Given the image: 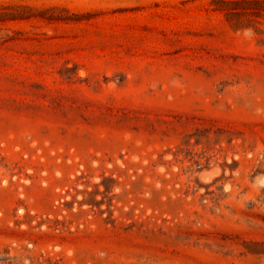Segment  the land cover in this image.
<instances>
[{"label":"rangeland","instance_id":"1","mask_svg":"<svg viewBox=\"0 0 264 264\" xmlns=\"http://www.w3.org/2000/svg\"><path fill=\"white\" fill-rule=\"evenodd\" d=\"M0 264H264V0H0Z\"/></svg>","mask_w":264,"mask_h":264},{"label":"bare ground","instance_id":"2","mask_svg":"<svg viewBox=\"0 0 264 264\" xmlns=\"http://www.w3.org/2000/svg\"><path fill=\"white\" fill-rule=\"evenodd\" d=\"M213 177V176H212Z\"/></svg>","mask_w":264,"mask_h":264}]
</instances>
